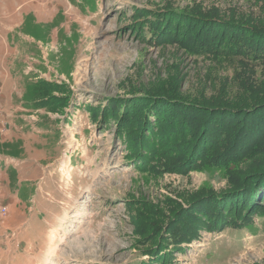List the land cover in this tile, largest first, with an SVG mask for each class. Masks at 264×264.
<instances>
[{"label":"rangeland","instance_id":"rangeland-1","mask_svg":"<svg viewBox=\"0 0 264 264\" xmlns=\"http://www.w3.org/2000/svg\"><path fill=\"white\" fill-rule=\"evenodd\" d=\"M164 17L174 31L203 17L263 20L264 0H0V264H264V177L249 179L227 222L210 210L189 240L169 232L177 204L230 188L249 159L189 161L198 119L178 109L159 113L160 132L173 127L164 139L151 129L145 163L143 149L134 156L147 89L169 85L190 110L239 67L183 48ZM228 127L231 137L244 123ZM156 207L162 231H147Z\"/></svg>","mask_w":264,"mask_h":264},{"label":"trees","instance_id":"trees-1","mask_svg":"<svg viewBox=\"0 0 264 264\" xmlns=\"http://www.w3.org/2000/svg\"><path fill=\"white\" fill-rule=\"evenodd\" d=\"M166 19L169 21L166 25L168 27H165L166 30L170 31L172 29L171 37L177 33L174 40H177L183 48L192 52L207 54L212 58L234 59L239 67L235 68L231 78L223 77L219 87L214 89L212 93L209 95L200 93L196 95L199 96L198 98H193V105L190 110L196 108L197 111H194L196 115L192 113L193 110H189L188 105L178 102L181 99L180 97L167 94L169 85L167 87L162 86L160 90L147 89L146 93L141 95L146 101L144 122L137 123L136 127V129L139 127L138 129L143 135L136 145L135 150L137 153L134 156H137L140 148L143 149L144 152L141 151V154L137 156V160L145 163L147 148L151 146L150 150L153 151V146L147 143L148 138L146 136L151 132L153 133L154 130L158 133H153L152 136L164 139L163 135L172 130L173 127L168 123L166 129L161 133L160 128L163 124L157 125L159 113L166 114V119L163 118L166 122L167 113L173 109H178L180 113L186 114L187 117L190 115L189 117L198 119L192 125L197 130L194 133L197 134V139L194 138L191 141L192 145L188 144L189 140L188 142H186L187 140L181 142V145H189L188 150L190 149V153L187 155L188 159L190 157L189 161L191 159L194 161L195 157H200L197 160L199 161L202 158L204 163L209 161L211 164L225 165L235 160V157L249 159L241 169L236 167L237 169L231 172L230 188H225L220 192H215L211 187L202 188L187 200L188 204H191V208L186 212H183L182 204L176 205L179 214L171 225L169 232L175 237L178 236L179 240L175 239V242L178 243L189 240L188 235L195 234L196 231L193 232V230L202 224L205 216H209L210 210L212 211V217H222L224 223L227 222V214L230 213L229 216L234 213L238 215L239 212L234 207L239 205L241 195H248L253 192V189L248 187L250 184L246 186L245 184L249 179L264 177V147H261L264 142V71L261 76L254 78L255 71L248 66V63H253L264 67V19L240 18L227 21L225 19L209 20L203 17L200 18V23L197 26H195L196 23L194 25L187 21L186 25L178 24V31L176 29L174 31L172 27L170 28L173 17H164L162 22L165 23ZM183 25L184 29L181 30ZM152 26L154 29L157 28L154 24ZM173 93L178 95L176 89L173 90ZM234 120H241L244 127L239 130L232 128V136L230 137L228 126ZM154 124H156V128H153ZM181 126V123L178 122L176 127L178 129ZM151 129L153 130L151 131ZM192 130L190 128L193 135ZM170 136L175 138L173 133H170ZM193 141L195 142L193 143ZM263 183L264 179L261 181L260 186L254 188V192L260 188L263 189ZM211 194H213L212 197L199 199L203 195ZM218 194L219 196H217ZM255 194H258V192ZM261 194L264 195V190ZM223 195L226 196L223 197ZM160 211L162 210L156 207L154 211L148 212L142 218L143 225L150 224L147 231L151 228H157L159 232L162 231L158 229L164 225L162 221H159L161 220ZM144 232L145 229L140 230L139 234H146ZM164 252L165 247L161 245H158L155 250L153 248L147 250V254L151 258H155L152 259V262L159 261ZM143 264H151V261Z\"/></svg>","mask_w":264,"mask_h":264},{"label":"built area","instance_id":"built-area-1","mask_svg":"<svg viewBox=\"0 0 264 264\" xmlns=\"http://www.w3.org/2000/svg\"><path fill=\"white\" fill-rule=\"evenodd\" d=\"M2 209H3V210H5V208H4V207H3Z\"/></svg>","mask_w":264,"mask_h":264}]
</instances>
